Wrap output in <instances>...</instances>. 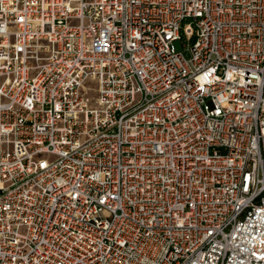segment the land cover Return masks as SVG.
<instances>
[{
	"label": "built area",
	"instance_id": "2783aa9c",
	"mask_svg": "<svg viewBox=\"0 0 264 264\" xmlns=\"http://www.w3.org/2000/svg\"><path fill=\"white\" fill-rule=\"evenodd\" d=\"M0 264H264V0H0Z\"/></svg>",
	"mask_w": 264,
	"mask_h": 264
},
{
	"label": "bare ground",
	"instance_id": "6f19581e",
	"mask_svg": "<svg viewBox=\"0 0 264 264\" xmlns=\"http://www.w3.org/2000/svg\"><path fill=\"white\" fill-rule=\"evenodd\" d=\"M80 93L84 96L91 108H102V104L99 100L100 82L98 78L87 77L80 86Z\"/></svg>",
	"mask_w": 264,
	"mask_h": 264
},
{
	"label": "rangeland",
	"instance_id": "374dc122",
	"mask_svg": "<svg viewBox=\"0 0 264 264\" xmlns=\"http://www.w3.org/2000/svg\"><path fill=\"white\" fill-rule=\"evenodd\" d=\"M176 47L179 49V50H183L185 47L183 46L182 42L181 41H177L176 42ZM184 53L189 56L190 55V52L188 50H185Z\"/></svg>",
	"mask_w": 264,
	"mask_h": 264
}]
</instances>
